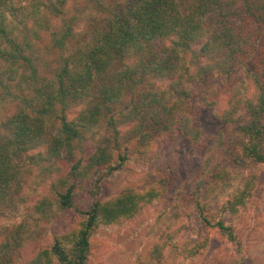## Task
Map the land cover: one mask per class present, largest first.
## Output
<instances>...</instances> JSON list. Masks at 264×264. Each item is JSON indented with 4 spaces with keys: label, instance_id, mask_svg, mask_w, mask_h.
Wrapping results in <instances>:
<instances>
[{
    "label": "rangeland",
    "instance_id": "rangeland-1",
    "mask_svg": "<svg viewBox=\"0 0 264 264\" xmlns=\"http://www.w3.org/2000/svg\"><path fill=\"white\" fill-rule=\"evenodd\" d=\"M9 1L5 14L8 19L19 21L26 14L29 0ZM96 1L53 0L52 5H57L62 15L56 17L44 11L41 24L35 26L42 35L41 42L47 43L46 30H51L48 26L55 29L63 25L64 20L72 24L73 40L67 47L71 54L82 40L81 33L90 35L93 21L100 23L110 17L106 11L109 0ZM23 35L31 40L29 32ZM19 36L21 41L22 36ZM171 41L172 38L166 39L157 48L170 46ZM155 48L153 45L152 51ZM36 50L39 57L36 66L42 72L48 71L56 60L55 54H46L37 46ZM134 56L128 64L136 63ZM191 58L187 53L180 63L178 74L182 75L185 94L181 95L179 103L184 117L175 128L147 127L159 120L157 114L162 117L166 114L163 105L151 98L155 90L156 93L167 92L162 101L166 107L175 100L170 90L172 78H156L152 80L155 90L143 86L132 93L125 85L120 88V100L111 105L110 113L99 125L85 131L78 149L70 157L62 153L60 158H50L46 154L47 145L41 144L28 146L26 153L32 156L39 153L43 160L12 161L20 171L0 200V241L8 235L7 229L22 230V234H26V242L20 250L22 263L49 248L56 236L76 226L79 211L93 202L91 192L97 190L99 194L94 197L107 202L126 190L142 191L151 182L163 185V190L131 220L119 227L98 228L90 239L86 264H264V164H256L244 156L243 147L249 137L240 129L251 121L245 106L248 101H257V86L245 76L243 83L234 86L237 79L230 82L219 71L212 72L202 85L190 82L187 74L196 72L189 63ZM202 64L207 63L204 60ZM118 79L108 76V82ZM96 89L92 88L90 95L96 94ZM142 99L145 101L139 107L141 114L135 115L134 104H140ZM230 100L236 111L232 121L226 123L222 115L228 110ZM88 101L86 93L80 101L72 103L66 111L67 119L77 120ZM14 103L0 101L2 135L7 134L5 124L16 111ZM140 119L142 128H136ZM260 120L264 124V115ZM58 125L55 121L48 122L46 136L54 135ZM189 130L192 137L186 135ZM106 140H110L112 148L111 169H103L92 177L95 169L84 171L81 165L78 170L83 177L73 179L74 207L54 211L40 207L38 210L41 202L50 197L51 187L57 184L58 178L67 175L79 160L85 162L97 146L107 144ZM24 169L27 171L23 176ZM19 179L21 183L17 185ZM238 195L243 196L245 204L234 220L225 216L221 208ZM202 215L208 219L221 218L230 225L237 236L236 243L205 222ZM46 216H50L49 219Z\"/></svg>",
    "mask_w": 264,
    "mask_h": 264
},
{
    "label": "trees",
    "instance_id": "trees-1",
    "mask_svg": "<svg viewBox=\"0 0 264 264\" xmlns=\"http://www.w3.org/2000/svg\"><path fill=\"white\" fill-rule=\"evenodd\" d=\"M9 2L0 0V101L15 102L16 111L5 124L7 134H0V200L20 171L12 164L15 159L18 163L44 159L39 153L28 155V146L47 145L46 154L50 158H60L62 153L70 157L85 131L99 125L110 113L111 105L120 100L124 85L132 93L143 86L155 90L153 79L172 78L170 90L174 102L166 107L162 101L167 92L155 90L151 98L163 105L166 114L164 117L157 114L159 120L147 127L161 125L168 130L182 123L183 106L179 101L185 91L182 75L178 73L187 53L191 54L189 63L196 70V76L187 74L190 82L202 85L212 72L219 71L229 81L237 79L234 86L243 83L244 76L256 84L257 101H248L245 106L251 121L240 129L249 137L243 147L244 156L256 164H264V124L260 120L264 115V0H109L106 11L110 17L100 23L93 21L90 35L82 32V40L71 54L67 49L73 40L71 23L63 20L64 24L55 29L48 26L51 30H46L47 43L41 42L42 35L35 29L41 24L44 11L56 17L62 15L59 7L52 5L53 0H29L26 14L19 21L7 18ZM25 32L31 34L30 41L23 35ZM171 38L170 46L157 48ZM153 45L156 48L152 51ZM36 46L46 54H55L56 60L48 71L42 72L36 66L39 61ZM195 46L199 49L195 50ZM133 56L136 63L128 64ZM204 60L207 64H202ZM111 75L119 79L108 82ZM92 88H97L96 94L90 95ZM86 93L88 106L77 120H68L66 111ZM144 101L134 104L135 115L141 114L139 107ZM228 105L222 115L226 123L232 121L236 111L231 100ZM53 121L59 123L57 131L47 137L46 124ZM136 128H142L141 119ZM186 135L192 137L193 133L189 130ZM105 143L103 147L97 146L85 162L79 160L67 175L60 176L51 187L50 197L41 202L38 210L73 208V179L83 177L78 167L82 165L84 171L95 169L91 171L92 177L103 169H111V143L110 140ZM26 171L23 170V176ZM20 183L19 179L17 185ZM156 184L150 182L142 191L126 190L107 202L94 197L99 194L97 190L90 191L93 202L79 211L76 226L56 236L49 248L23 263L20 250L26 234L14 231V227L7 229L8 235L0 241V264H86L92 234L100 227H119L131 220L163 190V185ZM244 204L243 196L238 195L226 201L221 212L235 220ZM202 217L236 243L237 236L221 218Z\"/></svg>",
    "mask_w": 264,
    "mask_h": 264
}]
</instances>
